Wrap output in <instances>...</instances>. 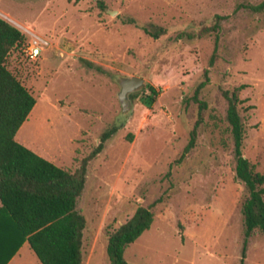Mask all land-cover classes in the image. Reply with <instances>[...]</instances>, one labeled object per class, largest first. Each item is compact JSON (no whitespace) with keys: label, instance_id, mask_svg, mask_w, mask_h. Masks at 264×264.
Returning a JSON list of instances; mask_svg holds the SVG:
<instances>
[{"label":"rangeland","instance_id":"rangeland-1","mask_svg":"<svg viewBox=\"0 0 264 264\" xmlns=\"http://www.w3.org/2000/svg\"><path fill=\"white\" fill-rule=\"evenodd\" d=\"M260 1L0 0L2 13L48 42L29 59L30 36L13 24L24 38L4 65L35 98L14 134L18 143L72 171L100 132L125 118L86 165L76 201L81 264H108L107 231L137 206H150L153 217L124 248L127 264H239L245 189L233 176L220 89L243 85L241 151L264 173V9L252 10ZM140 25L164 32L153 37ZM133 75L143 84L123 111L118 80ZM204 79L203 120L194 146L176 160ZM20 256L18 264H40L26 242ZM243 264H264V233L250 234Z\"/></svg>","mask_w":264,"mask_h":264},{"label":"trees","instance_id":"trees-1","mask_svg":"<svg viewBox=\"0 0 264 264\" xmlns=\"http://www.w3.org/2000/svg\"><path fill=\"white\" fill-rule=\"evenodd\" d=\"M263 9L264 0L252 7L254 11ZM2 17L0 15V264H4L23 241L28 243L40 264H81L84 218L76 208V201L85 183L86 165L124 124L125 118L102 130L96 145L72 171L56 166L18 143L14 134L35 98L4 65L9 50L24 37L12 22ZM126 22L135 23L132 18H126ZM139 27L153 37L164 32L161 27ZM205 82L206 79L200 81L193 90L191 99L197 105V113L188 140L176 160L194 146L196 130L206 108V103L198 98ZM145 86L150 94H155L151 85ZM242 87L240 84L220 89L226 101L224 118L232 144L233 176L245 189L240 208L243 239L239 264H243L250 234L253 231L264 233V173L256 171L241 151L244 125L238 112L241 101L238 92ZM134 94L128 93V97ZM147 99L150 102L151 96L147 95ZM152 217L150 206H137L128 219L107 231L108 264H127L124 248L149 227Z\"/></svg>","mask_w":264,"mask_h":264},{"label":"water","instance_id":"water-1","mask_svg":"<svg viewBox=\"0 0 264 264\" xmlns=\"http://www.w3.org/2000/svg\"><path fill=\"white\" fill-rule=\"evenodd\" d=\"M120 89L117 93V98L123 111L128 109L129 98L128 93L132 92L136 88L143 84V78L138 76L121 77L118 80Z\"/></svg>","mask_w":264,"mask_h":264},{"label":"built area","instance_id":"built-area-1","mask_svg":"<svg viewBox=\"0 0 264 264\" xmlns=\"http://www.w3.org/2000/svg\"><path fill=\"white\" fill-rule=\"evenodd\" d=\"M23 30L30 36L23 51L29 59H35L39 55L41 47L47 46L48 42L45 38L27 29Z\"/></svg>","mask_w":264,"mask_h":264},{"label":"crops","instance_id":"crops-1","mask_svg":"<svg viewBox=\"0 0 264 264\" xmlns=\"http://www.w3.org/2000/svg\"><path fill=\"white\" fill-rule=\"evenodd\" d=\"M5 14V13H4ZM5 15H7V14H5ZM3 18V17H2ZM5 18V17H4ZM13 19V18H12ZM6 20V19H5ZM9 22V21H8ZM12 24V23H11ZM14 24V23H13ZM15 26V25H14ZM22 26V25H21ZM19 27V26H18ZM23 27V26H22ZM19 28H21V27H19ZM23 29V28H22ZM24 29H26V28H24ZM60 167V166H59ZM63 168V167H62ZM26 241H23L19 246H18V248L16 249V251L8 258V260H6V262L4 263V264H18L17 263V260H16V258H20L21 256H20V250H21V248H22V246H23V244L25 243ZM27 243V242H26ZM28 244V243H27ZM30 248V247H29ZM31 250V249H30ZM32 251V250H31ZM33 252V251H32ZM34 254V253H33ZM35 255V254H34ZM36 257V256H35ZM0 259H1V257H0ZM39 262V261H38ZM0 263H1V261H0ZM40 263V262H39Z\"/></svg>","mask_w":264,"mask_h":264},{"label":"bare ground","instance_id":"bare-ground-1","mask_svg":"<svg viewBox=\"0 0 264 264\" xmlns=\"http://www.w3.org/2000/svg\"><path fill=\"white\" fill-rule=\"evenodd\" d=\"M0 15L3 16V17H5L6 19H8L10 22H12V23L18 25L19 27H21V28H23V29L25 28V27H22V26H21L22 24H19L17 21H15L14 19H12V18L9 17L8 15H5V14L2 13L1 11H0Z\"/></svg>","mask_w":264,"mask_h":264}]
</instances>
